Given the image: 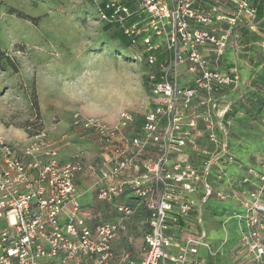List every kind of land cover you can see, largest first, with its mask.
<instances>
[{
  "label": "built area",
  "instance_id": "obj_1",
  "mask_svg": "<svg viewBox=\"0 0 264 264\" xmlns=\"http://www.w3.org/2000/svg\"><path fill=\"white\" fill-rule=\"evenodd\" d=\"M90 1L102 24L115 25L139 48L133 61L152 68L146 73L152 108L138 131L129 111L112 124L72 115L73 130L100 144L93 189L119 219L94 222L76 200L85 159L80 150L60 159L67 138L53 140L44 130L25 141L0 137V264H111L121 222L140 206L149 213L143 255L126 253L116 264H206L203 251L211 250L200 214L213 194L208 171L233 159L226 115L233 93L245 86L241 55H251L254 45L264 53V4L259 17L253 0ZM202 141L214 149L200 150L197 167L184 149L196 151ZM129 192L128 202L119 200ZM258 237L241 236L256 264H264Z\"/></svg>",
  "mask_w": 264,
  "mask_h": 264
},
{
  "label": "rangeland",
  "instance_id": "obj_2",
  "mask_svg": "<svg viewBox=\"0 0 264 264\" xmlns=\"http://www.w3.org/2000/svg\"><path fill=\"white\" fill-rule=\"evenodd\" d=\"M95 14L90 0H0V137L25 141L31 132L44 130L53 140L67 138L60 157L82 151L86 170L81 177L87 193L77 191L76 200L97 222L119 216L112 203L97 199L93 189L100 144L92 135L73 130L72 115L80 112L112 124L121 110L139 118L153 101L142 84L149 68L130 59L133 49H121L110 40ZM241 29L245 40L249 34ZM255 51V62L244 60L240 66L245 77L241 94L253 115L240 107L230 114L228 150L233 159L211 165L208 171L213 194L202 203L200 220L210 243L211 252L204 255L210 264H256L241 238L249 231L258 234L256 243L264 250V119L255 114L264 106V53L258 45ZM111 71L127 73L126 92L117 82L108 83ZM107 84L113 89L107 90ZM203 148L211 152L214 146L202 141L196 151L184 149L197 167L203 163ZM217 191L227 197L220 198ZM130 196L125 193L119 200L128 202ZM251 217L257 219L254 224L246 221ZM121 224L111 264L126 253L132 258L143 253L147 225L142 210Z\"/></svg>",
  "mask_w": 264,
  "mask_h": 264
},
{
  "label": "trees",
  "instance_id": "obj_3",
  "mask_svg": "<svg viewBox=\"0 0 264 264\" xmlns=\"http://www.w3.org/2000/svg\"><path fill=\"white\" fill-rule=\"evenodd\" d=\"M126 3L129 4V1L127 0ZM253 4L257 8L258 16L260 17L262 15V7H263V4H264V0H253ZM102 29L105 30L106 32L107 31L109 32V37L108 38L110 40H113V41L117 42L118 46H120L121 49L131 48V49H133L135 51V54H136V52L138 51L139 48H137L136 46H133L132 45V42H131V39L128 36H126L115 25H109V24L103 23L102 24ZM256 38H257V36H256ZM132 57L130 58L131 60H133ZM10 66L14 68V65L13 64H10ZM149 69H152V68H149ZM144 87H145L146 90H148V86H147V74L144 76ZM233 99H234V102L233 103H235V104L237 103V106L234 107V105H233V107L228 112V114L226 115V117H229L230 114L234 113L239 107L245 109L247 115L249 117H252L253 110L252 111L250 110L251 105L249 104V102L247 100L244 99L243 94H241V92L239 94H237L236 96H233ZM262 105H264V101L261 103V106ZM255 114L257 115V117L259 119H261V120L264 119V113L262 112L261 108ZM140 124H141V119L139 118L137 120L136 124H135V127L137 129L136 131H138V129H139L138 127L140 126ZM37 132H38V130L35 133H37ZM35 133L34 132H31L30 134L33 135ZM141 210L144 213L145 223L147 225V230L145 232V234H146L149 231V226H148L149 213H148V210L144 206H140L137 209H135V211L132 214L133 215L139 214V213H141ZM191 218H192L191 215L187 216V219L188 220L191 219ZM184 221H185L184 219H181L178 222V225H183L184 224ZM206 264H210V263H208L206 261Z\"/></svg>",
  "mask_w": 264,
  "mask_h": 264
},
{
  "label": "crops",
  "instance_id": "obj_4",
  "mask_svg": "<svg viewBox=\"0 0 264 264\" xmlns=\"http://www.w3.org/2000/svg\"><path fill=\"white\" fill-rule=\"evenodd\" d=\"M206 2H209V1H211V0H205ZM256 46L257 45H254L253 46V48H252V52H251V55H248V56H245V55H241V61H244V60H248V58H249V60H248V62L247 63H249V62H251V63H254L253 61H252V59H250V57H252L253 55H254V58H255V55H256V51H255V48H256ZM103 50H99V51H97L98 53H101ZM96 52V53H97ZM111 59H113L112 57H111ZM115 59V58H114ZM125 63V62H124ZM239 63L241 64V65H243V62L241 63L240 61H239ZM240 65V66H241ZM121 71V70H120ZM125 72H127L126 70H125ZM113 73V74H112ZM110 75H111V77H109L108 78V83H112V82H117L118 84H119V90L120 91H124V92H126L127 91V83H128V77H127V73H125L124 75L122 74V72H120L119 74H117L116 72H110L109 73ZM242 76L244 77V75L242 74ZM105 78V77H104ZM104 78H102V80L104 79ZM245 78V77H244ZM143 86H144V81H143ZM99 86V87H98ZM110 87V88H109ZM97 88L98 89H100V90H102L103 89V86H101V85H98L97 84ZM110 89H113V88H111V86H109L108 84H107V90H110ZM241 92V90H239L235 95H233V96H236L237 94H239ZM122 111H126V110H121L120 112H122ZM120 112L118 113V116H119V114H120ZM118 116H117V118H116V120L118 119ZM140 119H141V116L139 117ZM139 118H137V116H136V122H137V120L139 119ZM116 120H114L113 122H115ZM2 138V137H1ZM7 141H10V140H7ZM15 142V141H14ZM77 150L75 149V150H73L72 152H71V154L70 155H65V156H62V157H60V159H62V160H69L70 159V157L73 155V153L74 152H76ZM83 153V152H82ZM82 177H80L79 179H78V181H77V188H78V191H80V193H81V195H84V194H86L87 193V189H86V184L83 182V179L84 178H82ZM84 208H87V206L85 205V204H83L82 205ZM87 209H89V208H87ZM143 255V254H142ZM141 255V256H142ZM203 255H205V252L203 251ZM206 256V255H205ZM132 258V257H131ZM140 258V257H139Z\"/></svg>",
  "mask_w": 264,
  "mask_h": 264
}]
</instances>
